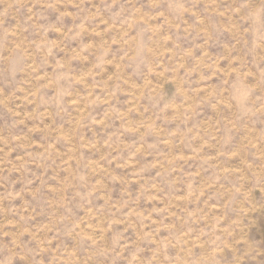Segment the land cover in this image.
Here are the masks:
<instances>
[{
    "label": "rangeland",
    "instance_id": "rangeland-1",
    "mask_svg": "<svg viewBox=\"0 0 264 264\" xmlns=\"http://www.w3.org/2000/svg\"><path fill=\"white\" fill-rule=\"evenodd\" d=\"M0 264H264V0H0Z\"/></svg>",
    "mask_w": 264,
    "mask_h": 264
}]
</instances>
